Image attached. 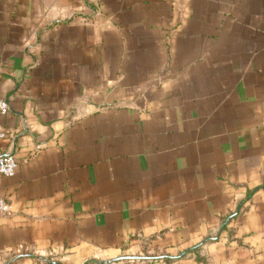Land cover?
<instances>
[{
    "label": "crops",
    "instance_id": "obj_1",
    "mask_svg": "<svg viewBox=\"0 0 264 264\" xmlns=\"http://www.w3.org/2000/svg\"><path fill=\"white\" fill-rule=\"evenodd\" d=\"M0 264H264V0H0Z\"/></svg>",
    "mask_w": 264,
    "mask_h": 264
},
{
    "label": "built area",
    "instance_id": "obj_2",
    "mask_svg": "<svg viewBox=\"0 0 264 264\" xmlns=\"http://www.w3.org/2000/svg\"><path fill=\"white\" fill-rule=\"evenodd\" d=\"M8 111L7 102L0 98V113ZM4 136L3 132L0 131V137ZM17 168L16 158L12 155H5L0 157V174L5 176H13ZM10 210L9 203L0 197V215L7 214Z\"/></svg>",
    "mask_w": 264,
    "mask_h": 264
}]
</instances>
